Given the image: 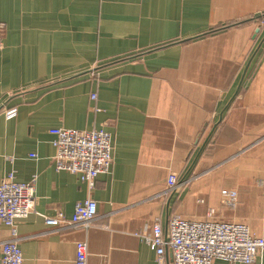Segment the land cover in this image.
<instances>
[{
    "label": "crops",
    "instance_id": "0c3cea01",
    "mask_svg": "<svg viewBox=\"0 0 264 264\" xmlns=\"http://www.w3.org/2000/svg\"><path fill=\"white\" fill-rule=\"evenodd\" d=\"M262 13L264 0H0V181L36 178V212L17 222L25 264H75L78 240L88 264H157L140 234L213 208L264 234ZM62 126L113 135L93 189L55 166L50 130ZM170 172L194 179L165 192ZM229 187L235 210L221 203ZM87 198L88 230L45 222Z\"/></svg>",
    "mask_w": 264,
    "mask_h": 264
},
{
    "label": "built area",
    "instance_id": "2783aa9c",
    "mask_svg": "<svg viewBox=\"0 0 264 264\" xmlns=\"http://www.w3.org/2000/svg\"><path fill=\"white\" fill-rule=\"evenodd\" d=\"M264 23V17L261 19ZM2 38L0 36V46ZM93 98L96 94L92 95ZM14 116V109L6 112ZM53 144L56 148L54 163L58 170H67L86 182L90 189L95 187L96 178L111 171L113 162V135L104 128L76 129L52 128ZM36 157V154H32ZM194 178L182 180L180 173L170 172L167 189L177 191ZM264 208V177L260 180ZM164 193V192H163ZM160 196L161 194H157ZM154 198V197H152ZM239 190L229 187L221 191V203L228 209H237ZM36 178L19 182L15 171L0 181V224L11 229V237L0 242V264H25L20 247L17 222L36 212ZM210 209L207 218L191 219L173 215L164 232L160 221L151 225V231L141 233L142 239L155 251L157 264H166L168 250L173 264H214L222 259L228 264L255 263L264 256V234L255 235L251 224L235 219L222 220ZM45 222L54 228L72 226L88 230L98 216V204L93 198L80 201L71 218L64 212L43 215ZM89 245L86 240L76 242L75 264H88Z\"/></svg>",
    "mask_w": 264,
    "mask_h": 264
},
{
    "label": "water",
    "instance_id": "95a60500",
    "mask_svg": "<svg viewBox=\"0 0 264 264\" xmlns=\"http://www.w3.org/2000/svg\"><path fill=\"white\" fill-rule=\"evenodd\" d=\"M258 17H261V18H263L264 17V13H262L261 15H259ZM253 59V58H252ZM251 59V60H252ZM251 60L247 63V65H246V67L244 68V70H243V76H242V79L240 80V83H239V86H240V84L242 83V81H243V78H244V76H245V74H246V71H247V69H248V66H249V64L251 63ZM238 86V87H239ZM2 108V106L0 107V109ZM213 127H215V124H214V126ZM212 130H213V128H212ZM212 130H211V132H212ZM211 134V133H210ZM211 136V135H210ZM205 146V145H204ZM203 146V147H204ZM203 149V148H202ZM201 149V150H202ZM187 178H189V173H188V175L186 174L183 178H182V180H185V179H187Z\"/></svg>",
    "mask_w": 264,
    "mask_h": 264
}]
</instances>
